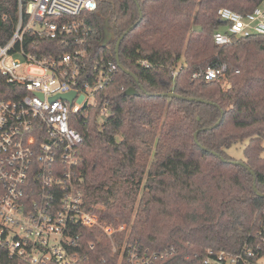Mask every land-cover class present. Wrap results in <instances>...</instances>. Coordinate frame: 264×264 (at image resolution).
Here are the masks:
<instances>
[{"label":"trees","instance_id":"obj_1","mask_svg":"<svg viewBox=\"0 0 264 264\" xmlns=\"http://www.w3.org/2000/svg\"><path fill=\"white\" fill-rule=\"evenodd\" d=\"M97 2L86 16L90 30L79 35L83 42L41 40L33 51L56 57L84 51L89 81L115 67L112 81L96 94V107L70 117L83 137L77 173L85 211L116 228L128 225L132 240L163 255L160 264H204L207 250L251 251L250 261L258 264L264 257V197L254 186L264 195V37L221 46L213 35L223 26L219 9L246 16L264 0ZM107 21L115 39L101 48ZM18 23L19 0H0V45L10 41ZM135 24L117 55L118 40ZM27 38L29 50L36 37ZM118 57L139 84L120 69ZM223 65L226 87L194 78ZM132 88L139 94L127 96ZM24 94L0 75L1 99ZM244 142L243 162L256 181L228 155ZM81 232L86 264H118L109 241ZM90 242H96L94 250ZM0 264L23 263L0 254Z\"/></svg>","mask_w":264,"mask_h":264},{"label":"built area","instance_id":"obj_2","mask_svg":"<svg viewBox=\"0 0 264 264\" xmlns=\"http://www.w3.org/2000/svg\"><path fill=\"white\" fill-rule=\"evenodd\" d=\"M97 8V0H19L17 29L7 44L0 45V75L25 93L0 98V254L10 261L86 264L82 229L96 233L99 242L109 241L118 264L163 260L162 254L132 240L128 225L116 228L84 209L83 179L77 173L83 137L71 127L70 117L96 107V94L112 81L115 67L101 70L89 81L84 51L59 57L33 52L41 40L83 42L79 35L90 30L86 16ZM218 18L223 24L213 35L218 45L264 37V3L246 16L221 8ZM29 33L36 37L30 41V51L25 47ZM226 73L223 65L194 78L204 76L226 87ZM72 92L77 94L72 103L54 100ZM105 115L107 107L102 120ZM88 247L94 250L96 242ZM253 255L207 250L204 264H253L249 259ZM258 261L264 264V257Z\"/></svg>","mask_w":264,"mask_h":264},{"label":"water","instance_id":"obj_3","mask_svg":"<svg viewBox=\"0 0 264 264\" xmlns=\"http://www.w3.org/2000/svg\"><path fill=\"white\" fill-rule=\"evenodd\" d=\"M136 25L137 24H135L134 26H132L119 40H118V42H117V46H116V53H117V55H119V49H120V46H121V43H122V41H123V39L126 37V35L128 34V33H130V32H132L134 29H135V27H136ZM104 37H103V40H102V43H101V45H100V47L101 48H105V47H107L114 39H115V36H114V34L110 31V25H109V21H107L106 22V24L104 25ZM118 64H119V67H120V69L123 71V72H125V73H127V74H130L135 80H136V82L139 84V80L133 75V74H131L129 71H127L122 65H121V63H120V61H119V57H118ZM139 94V92L137 91V90H135V89H129L127 92H126V95L127 96H135V95H138ZM76 96H77V94L75 93V92H72V93H68V94H65V95H60V96H57V97H54V100L55 99H58V98H61V99H63V100H65V101H68V102H70V103H72L74 100H75V98H76ZM167 96H169V97H179V96H176L175 94H169V95H167ZM42 97V96H41ZM188 101H197V100H195V99H187ZM200 102H204V101H200ZM220 124H221V121H219L214 127H211V128H209V129H207V130H212V129H214V128H217V127H219L220 126ZM197 136H198V134L196 135V140H197ZM234 164H237V165H240V166H242V167H245L251 174H252V176L254 177V181H256V176H255V173L249 168V167H247L246 166V164L244 163V162H233ZM254 189H255V191L258 193V195L260 196V197H264V195H261L259 192H258V190H257V186L255 185L254 186Z\"/></svg>","mask_w":264,"mask_h":264},{"label":"rangeland","instance_id":"obj_4","mask_svg":"<svg viewBox=\"0 0 264 264\" xmlns=\"http://www.w3.org/2000/svg\"><path fill=\"white\" fill-rule=\"evenodd\" d=\"M36 73L38 72L36 71ZM246 144L247 143L244 142L234 145L231 149L228 150V155L236 162H243L245 160L244 148ZM262 156L264 157V153Z\"/></svg>","mask_w":264,"mask_h":264}]
</instances>
